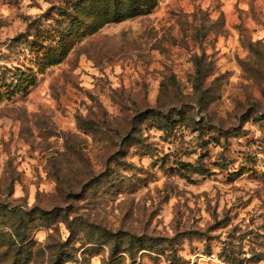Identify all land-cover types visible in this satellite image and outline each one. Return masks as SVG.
Instances as JSON below:
<instances>
[{
	"label": "rangeland",
	"instance_id": "obj_1",
	"mask_svg": "<svg viewBox=\"0 0 264 264\" xmlns=\"http://www.w3.org/2000/svg\"><path fill=\"white\" fill-rule=\"evenodd\" d=\"M19 259L264 264V0H0Z\"/></svg>",
	"mask_w": 264,
	"mask_h": 264
},
{
	"label": "trees",
	"instance_id": "obj_2",
	"mask_svg": "<svg viewBox=\"0 0 264 264\" xmlns=\"http://www.w3.org/2000/svg\"><path fill=\"white\" fill-rule=\"evenodd\" d=\"M142 8H144V7H142V5H140V3L137 1V2H135L133 4H131V6L128 9V12L131 15H139V14H142V12H143ZM27 242H28V240L25 237H19L18 238V243H19L20 247H19L17 252L23 251L24 248L21 247V245L22 244H26ZM13 244H15V242ZM22 254H23L22 252L18 253V256H22ZM19 258L23 259L22 257H19ZM20 259L16 263H13V264H24V263L20 262Z\"/></svg>",
	"mask_w": 264,
	"mask_h": 264
}]
</instances>
